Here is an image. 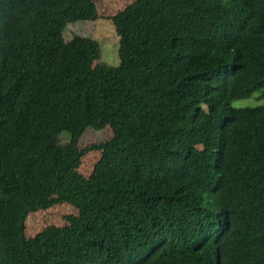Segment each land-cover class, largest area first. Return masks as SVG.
Returning <instances> with one entry per match:
<instances>
[{
    "label": "trees",
    "instance_id": "16d2710c",
    "mask_svg": "<svg viewBox=\"0 0 264 264\" xmlns=\"http://www.w3.org/2000/svg\"><path fill=\"white\" fill-rule=\"evenodd\" d=\"M94 1L0 0V264H264V106L232 105L264 98V0H136L120 65L86 70L59 19Z\"/></svg>",
    "mask_w": 264,
    "mask_h": 264
},
{
    "label": "rangeland",
    "instance_id": "374dc122",
    "mask_svg": "<svg viewBox=\"0 0 264 264\" xmlns=\"http://www.w3.org/2000/svg\"><path fill=\"white\" fill-rule=\"evenodd\" d=\"M136 0H95L61 17L59 23L65 27V34L68 38H88L89 44L85 49L86 70L94 69L98 64L103 63L110 67L120 65V37L112 18L125 10ZM140 18H134L125 25L127 34V55L133 65V51L136 45L133 30ZM233 107L245 108L264 106V98L260 93L243 100L232 103ZM112 137L111 128L106 127L101 131L89 129L84 134L80 148L88 149L95 143L109 140ZM67 133L64 135V142L69 141ZM101 158V152H87L80 160L76 172L84 179H89L94 171L95 165ZM79 209L71 204H61L48 210H38L28 215L25 221V238L33 240L49 228H62L67 225V218L77 216Z\"/></svg>",
    "mask_w": 264,
    "mask_h": 264
}]
</instances>
